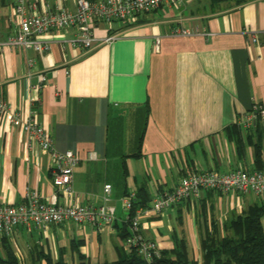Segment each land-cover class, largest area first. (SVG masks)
Masks as SVG:
<instances>
[{
    "label": "crops",
    "instance_id": "obj_1",
    "mask_svg": "<svg viewBox=\"0 0 264 264\" xmlns=\"http://www.w3.org/2000/svg\"><path fill=\"white\" fill-rule=\"evenodd\" d=\"M36 1L40 7L76 9V0ZM12 2L0 0L1 41L16 31ZM227 3L171 1L88 54L70 42L74 31L46 53L0 50V95L19 121L0 114V204L24 202L28 192L53 205L67 203L53 185L48 155L28 147L23 123L35 112L54 147L81 159L74 201L105 204L104 187L111 185L107 205L116 209L115 223L104 230L75 224L21 229L15 243L7 239L20 264H47L42 254L57 261L61 253L66 264L115 262L127 252L121 198L128 191L150 206L196 167L264 169V122L250 130L241 124L255 103L264 107V0ZM181 27L192 35H171ZM110 35L109 25H96V38ZM254 203L253 195L203 191L199 199L144 219L141 233L161 251H173L176 239L184 240L189 258L202 264L205 236L224 237L225 222ZM3 245L0 239L1 253Z\"/></svg>",
    "mask_w": 264,
    "mask_h": 264
},
{
    "label": "built area",
    "instance_id": "obj_2",
    "mask_svg": "<svg viewBox=\"0 0 264 264\" xmlns=\"http://www.w3.org/2000/svg\"><path fill=\"white\" fill-rule=\"evenodd\" d=\"M180 4L182 0H76L74 11L58 6L54 9L45 5L40 7L36 0H13V18L16 31L5 40H0V50L7 47L16 51L33 50L37 53L49 52L54 42L70 31L75 37L70 42L81 47L88 54L100 45L123 36L125 29L138 21V18L170 2ZM2 17L0 15V22ZM104 23L111 27L107 38H96V25ZM192 31L186 27L174 30L171 35L190 36ZM160 37L155 38L154 48L160 49ZM257 42V37L252 36ZM43 80H45L43 78ZM0 114L18 124L17 117L10 113L8 106L0 95ZM264 122V107L255 103L242 120L245 130H250L257 119ZM28 147L46 153L50 160L52 182L57 190L67 197L66 205H53L40 195L28 192L26 200L16 205L0 204V239H9L13 243L20 236V230L31 233L34 229L44 230L50 225L93 226L98 230L111 228L116 220V209L107 205L112 192L111 185L104 187L105 204H80L74 201L73 177L81 159L72 150L58 151L50 134L39 123L37 115L32 112L23 123ZM95 154L91 158H94ZM203 191L213 193H230L245 197L253 195L258 203L264 202V170H249L243 167L229 172L203 170L200 167L183 176L172 190L159 193L149 207H137V193L128 191L121 198L123 210L127 214L130 236L123 240L127 251L135 249L148 263L160 258L161 249L157 242L141 233L142 221L146 218L164 215L176 205L191 198L199 199Z\"/></svg>",
    "mask_w": 264,
    "mask_h": 264
},
{
    "label": "trees",
    "instance_id": "obj_3",
    "mask_svg": "<svg viewBox=\"0 0 264 264\" xmlns=\"http://www.w3.org/2000/svg\"><path fill=\"white\" fill-rule=\"evenodd\" d=\"M96 1V0H89ZM232 0H212L213 3L231 2ZM236 5H240L248 0H235ZM257 119L253 129H257ZM262 122V121H261ZM233 132L241 141V131L234 127ZM253 135L248 139L252 140ZM256 161L261 163V146L255 145ZM261 167V166H260ZM264 170V169H263ZM260 170V171H263ZM137 207H149L140 205L138 200L135 202L134 209ZM127 228L121 234L125 240L130 236L129 222ZM226 235L222 238L218 235L209 234L202 241V264H264V202L250 205L241 214H233L225 222ZM3 253L0 251V264H20L7 239H3ZM176 249L173 251H161L158 259L148 263L135 249L127 251L117 261L103 264H199L189 258L187 244L184 240L176 239ZM42 254V253H41ZM47 264H66L62 253L57 261L52 260L49 255H43Z\"/></svg>",
    "mask_w": 264,
    "mask_h": 264
},
{
    "label": "rangeland",
    "instance_id": "obj_4",
    "mask_svg": "<svg viewBox=\"0 0 264 264\" xmlns=\"http://www.w3.org/2000/svg\"><path fill=\"white\" fill-rule=\"evenodd\" d=\"M236 3H237V1L232 0L231 2H228L227 5H228V6H234V5H236ZM225 5H226V4H225Z\"/></svg>",
    "mask_w": 264,
    "mask_h": 264
}]
</instances>
